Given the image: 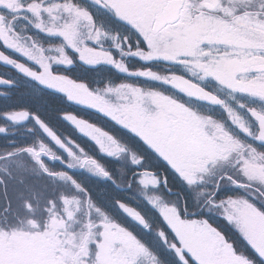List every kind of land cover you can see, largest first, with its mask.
I'll return each instance as SVG.
<instances>
[{"label": "snow or ice", "instance_id": "obj_1", "mask_svg": "<svg viewBox=\"0 0 264 264\" xmlns=\"http://www.w3.org/2000/svg\"><path fill=\"white\" fill-rule=\"evenodd\" d=\"M0 264H264V0H0Z\"/></svg>", "mask_w": 264, "mask_h": 264}, {"label": "flooded vegetation", "instance_id": "obj_2", "mask_svg": "<svg viewBox=\"0 0 264 264\" xmlns=\"http://www.w3.org/2000/svg\"><path fill=\"white\" fill-rule=\"evenodd\" d=\"M3 71V69H0V72H2Z\"/></svg>", "mask_w": 264, "mask_h": 264}]
</instances>
